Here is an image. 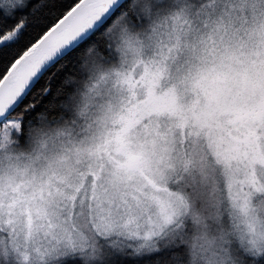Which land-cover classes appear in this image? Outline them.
Here are the masks:
<instances>
[{
	"label": "rangeland",
	"instance_id": "374dc122",
	"mask_svg": "<svg viewBox=\"0 0 264 264\" xmlns=\"http://www.w3.org/2000/svg\"><path fill=\"white\" fill-rule=\"evenodd\" d=\"M165 17L123 39L72 128L22 148L18 121L0 125V257L42 264L185 234L201 264L262 251L264 0Z\"/></svg>",
	"mask_w": 264,
	"mask_h": 264
},
{
	"label": "trees",
	"instance_id": "16d2710c",
	"mask_svg": "<svg viewBox=\"0 0 264 264\" xmlns=\"http://www.w3.org/2000/svg\"><path fill=\"white\" fill-rule=\"evenodd\" d=\"M209 1L129 0L125 4L124 0L120 4L124 6L119 8V12L115 15L112 13L105 20L109 22L94 28L76 46L46 68L23 100L0 123L7 119L18 121L17 132H11L13 146L27 148L38 132L72 128L83 115L86 94L89 93V86L100 77L99 72L123 59L119 50L123 39L144 35L159 20L183 7L192 8ZM68 2L10 0L6 3L0 0V7L5 14L14 16V20L0 22V28L8 32L23 21L25 30L33 31L37 25L63 12ZM25 7L27 12H15V9ZM3 74L0 72V77ZM3 78H0V82ZM184 237L189 238V234L174 241H159L155 246H141L139 241L124 239L109 243L100 240L97 252L68 254L42 264H201L195 259L193 249ZM263 249L257 254L240 252L234 261L238 264H264ZM0 264L22 263L0 257Z\"/></svg>",
	"mask_w": 264,
	"mask_h": 264
},
{
	"label": "water",
	"instance_id": "95a60500",
	"mask_svg": "<svg viewBox=\"0 0 264 264\" xmlns=\"http://www.w3.org/2000/svg\"><path fill=\"white\" fill-rule=\"evenodd\" d=\"M124 0H79L76 11L10 76L0 82V123L35 84L40 74L101 25Z\"/></svg>",
	"mask_w": 264,
	"mask_h": 264
},
{
	"label": "snow or ice",
	"instance_id": "6c2138e0",
	"mask_svg": "<svg viewBox=\"0 0 264 264\" xmlns=\"http://www.w3.org/2000/svg\"><path fill=\"white\" fill-rule=\"evenodd\" d=\"M6 3L10 0H5ZM129 0H125L127 4ZM78 0H69L64 5V11L52 19H47L46 23H41L33 31H26L24 22L21 21L16 28L5 32L0 28V72L4 76H10L16 72L20 66L47 40L49 35L62 25L76 11ZM119 5L113 15L119 12ZM27 7L15 9L17 13L27 12ZM110 19V18H109ZM14 20V16L6 15L0 7V22ZM109 21H104L107 23ZM103 26V25H101Z\"/></svg>",
	"mask_w": 264,
	"mask_h": 264
}]
</instances>
